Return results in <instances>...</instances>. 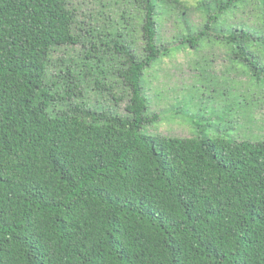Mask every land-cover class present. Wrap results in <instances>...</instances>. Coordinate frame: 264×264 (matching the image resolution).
<instances>
[{"label":"trees","instance_id":"obj_1","mask_svg":"<svg viewBox=\"0 0 264 264\" xmlns=\"http://www.w3.org/2000/svg\"><path fill=\"white\" fill-rule=\"evenodd\" d=\"M126 1H96L95 23L74 0H0V264H264V142L148 135L144 90L164 56L209 38L261 79L264 37L185 18L164 44L178 0ZM116 85L125 115L89 98Z\"/></svg>","mask_w":264,"mask_h":264},{"label":"rangeland","instance_id":"obj_2","mask_svg":"<svg viewBox=\"0 0 264 264\" xmlns=\"http://www.w3.org/2000/svg\"><path fill=\"white\" fill-rule=\"evenodd\" d=\"M96 1L109 4L110 8L122 7V11H134L135 8L129 1L124 3L125 0H118L119 5L117 0H74L80 8V20H90L92 15L97 23L94 19L99 18L104 8ZM204 1L210 4L213 0H178V4L171 5L172 9H164L160 21L164 44L169 42L172 45L173 39L183 30L185 18L190 26L198 29L206 25L208 19L215 33L218 30L217 34L223 37L224 31L238 27L261 33L264 37V6L260 0H245L244 4L234 5L225 12L219 6L228 0H218L219 3L208 6L205 11L201 7ZM257 45L253 50L262 51V44ZM80 49L81 46H75L62 50L55 62L61 57L68 59ZM145 78L144 90L149 99L146 116L160 115L156 124L147 127L148 135L205 140L225 137L238 142H264V74L261 79L252 78L218 38H209L197 50L189 48L169 53L149 70ZM90 82L94 83L93 80ZM114 82L111 78V83ZM87 88L91 90L93 87ZM123 89L116 85L111 95L106 91L99 98L96 93H91L89 98L90 101L99 99L103 107L125 115L128 98L119 99L127 95ZM113 96L119 99L116 103Z\"/></svg>","mask_w":264,"mask_h":264}]
</instances>
